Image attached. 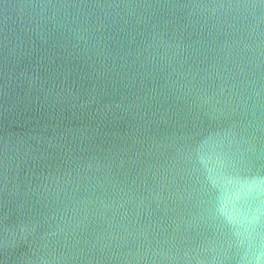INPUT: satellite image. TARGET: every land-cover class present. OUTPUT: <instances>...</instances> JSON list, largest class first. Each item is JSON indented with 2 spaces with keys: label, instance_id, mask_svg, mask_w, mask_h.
Returning a JSON list of instances; mask_svg holds the SVG:
<instances>
[{
  "label": "water",
  "instance_id": "obj_1",
  "mask_svg": "<svg viewBox=\"0 0 264 264\" xmlns=\"http://www.w3.org/2000/svg\"><path fill=\"white\" fill-rule=\"evenodd\" d=\"M0 264H264V0H0Z\"/></svg>",
  "mask_w": 264,
  "mask_h": 264
}]
</instances>
